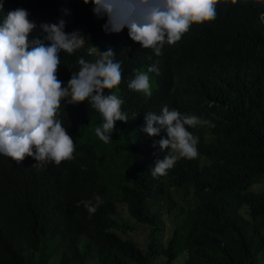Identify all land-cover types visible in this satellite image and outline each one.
<instances>
[{
	"label": "trees",
	"instance_id": "16d2710c",
	"mask_svg": "<svg viewBox=\"0 0 264 264\" xmlns=\"http://www.w3.org/2000/svg\"><path fill=\"white\" fill-rule=\"evenodd\" d=\"M69 1L0 0V25L10 11L25 9L37 25L29 40L42 37L41 24L61 18L66 33L79 30L84 47L60 54L65 87L79 58L95 59L91 44L112 48L123 78L110 91L128 121H117L116 140L105 143L93 136L103 124L98 110L62 101L58 119L74 140L73 159L37 168L32 157L18 163L0 154V264H176L181 253L182 264H264V189H255L264 185V0H219L215 20L191 25L159 55L127 28L105 32L107 16L98 17L93 3ZM152 65L159 69L148 73L156 79L152 95L130 89L136 72ZM164 106L208 123L189 128L199 137L197 157L154 177L166 132L152 137L141 129L146 113ZM119 153L128 154L129 183L117 180ZM175 185L193 188L198 199L194 216L179 226L169 190ZM94 195L103 203L90 216L79 202ZM161 198L165 208L156 207ZM122 207L148 227L145 246L121 235Z\"/></svg>",
	"mask_w": 264,
	"mask_h": 264
},
{
	"label": "clouds",
	"instance_id": "9594fccd",
	"mask_svg": "<svg viewBox=\"0 0 264 264\" xmlns=\"http://www.w3.org/2000/svg\"><path fill=\"white\" fill-rule=\"evenodd\" d=\"M89 2L98 17L107 16L105 32L119 33L127 28L133 41L159 55L165 44L180 41L191 25L215 20L219 0H84L85 4ZM28 16L25 9H16L0 25V154L18 163L32 157L37 161L33 166L39 168L74 158V140L58 119L62 101L88 102L98 110L104 122L95 128V134L105 143L112 140L116 122H127L128 117L121 111L123 101L110 91L123 78L121 62L114 59L113 49L102 52L91 44L87 53L95 59L79 58V71H72L65 87L58 78L60 54L83 48L86 37L79 30L66 33V20L61 18L58 23L41 24L42 37L29 40L37 25ZM153 72L159 75L155 65L147 72L137 71L128 87L151 96L148 73ZM207 123L167 106L160 114L147 112L141 130L152 137L166 132V138L157 142L166 154L156 160L152 175H166L179 159L197 157L199 137L189 128ZM79 203L91 216L103 199L94 195L92 200Z\"/></svg>",
	"mask_w": 264,
	"mask_h": 264
},
{
	"label": "rangeland",
	"instance_id": "374dc122",
	"mask_svg": "<svg viewBox=\"0 0 264 264\" xmlns=\"http://www.w3.org/2000/svg\"><path fill=\"white\" fill-rule=\"evenodd\" d=\"M238 1V0H237ZM246 1V0H243ZM258 0H253L254 3H256ZM70 5L75 3V0H70L68 2ZM150 77V84H151V91H153L156 88V79L155 76L149 75ZM101 121L104 122L103 116L101 117ZM102 126V124H101ZM114 133L111 134V141L109 142L110 144L113 143L114 140H116V135ZM93 136L95 138L101 140L96 134H95V129H93ZM104 142V141H103ZM119 159L118 162V177L117 180L122 181V183H129L132 180V169L131 165L127 164V159H128V154L127 153H119L117 156ZM108 161L115 162L111 160V157L107 158ZM110 163V165H111ZM110 177L112 180H115V177L110 174ZM117 187H115V191L117 190ZM255 189H264V185H258L255 187ZM170 194L172 196V201L176 207V225H181V224H186L193 216L194 212L197 205H198V199L195 195L194 189L191 187H180V186H169ZM156 207L161 206L165 208L166 201L164 199H157L156 201ZM246 212V208H242L240 210V213L244 216ZM121 216L122 220L120 221L124 227L122 230H120V233L122 236L127 237V238H132L135 240L139 245L145 246L146 242L148 240L149 236V229L146 225L140 224L138 221H136L129 212L125 210L124 207L121 208ZM169 229L170 231L173 229L171 227L170 222H168ZM181 245L182 243L180 242V252H181ZM185 256H182V253L179 256L178 263L176 264H182L185 259ZM91 264H94V261H91Z\"/></svg>",
	"mask_w": 264,
	"mask_h": 264
}]
</instances>
